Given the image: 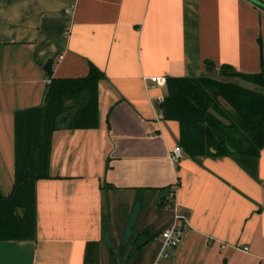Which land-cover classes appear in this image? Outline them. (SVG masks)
Segmentation results:
<instances>
[{
  "label": "crops",
  "instance_id": "0c3cea01",
  "mask_svg": "<svg viewBox=\"0 0 264 264\" xmlns=\"http://www.w3.org/2000/svg\"><path fill=\"white\" fill-rule=\"evenodd\" d=\"M49 58L54 77L100 70L97 123L52 130L48 176L35 182L33 236L0 238V264H153L161 228L173 222L182 236L168 264H264V143L253 171L230 155L183 150L170 161L179 122L163 116L166 83L150 79L223 78L221 64L258 71L264 8L250 0H0L2 194L13 185L14 111L43 102ZM226 79L264 93V82ZM166 186H175L176 211L158 204ZM133 208L124 246L114 230ZM97 246L106 253L98 259Z\"/></svg>",
  "mask_w": 264,
  "mask_h": 264
},
{
  "label": "trees",
  "instance_id": "16d2710c",
  "mask_svg": "<svg viewBox=\"0 0 264 264\" xmlns=\"http://www.w3.org/2000/svg\"><path fill=\"white\" fill-rule=\"evenodd\" d=\"M250 1L264 8L263 0ZM51 63L50 58L44 63L47 82L43 102L14 111V178L9 193L0 191V238L33 236L35 182L48 176L52 130L58 126L90 127L97 123L100 70L90 64L84 76L54 77ZM220 73L223 78L167 76V94L161 101L163 116L178 120L179 142L190 156L230 155L253 171L264 143V93L226 78L238 76L261 87L264 60L261 58L256 72H238L221 64ZM67 99L75 101L71 107L65 105ZM221 99L231 110L222 106ZM170 188H162L159 205H165Z\"/></svg>",
  "mask_w": 264,
  "mask_h": 264
},
{
  "label": "built area",
  "instance_id": "2783aa9c",
  "mask_svg": "<svg viewBox=\"0 0 264 264\" xmlns=\"http://www.w3.org/2000/svg\"><path fill=\"white\" fill-rule=\"evenodd\" d=\"M150 79L154 81L155 84L163 85L165 83V78L163 76H151ZM161 99H163L161 97ZM183 153L182 146L179 144H175L169 154L170 161L178 162ZM166 203L165 206L167 208L176 211V203L174 201L175 197V186H172L166 194ZM182 217V214L174 212V217L179 218ZM182 236V228L179 225H176L174 222L170 225L165 226L160 232V244L159 248L156 252L155 258L153 260V264H168L167 260L170 257V250L175 247ZM247 249V246L244 247Z\"/></svg>",
  "mask_w": 264,
  "mask_h": 264
},
{
  "label": "rangeland",
  "instance_id": "374dc122",
  "mask_svg": "<svg viewBox=\"0 0 264 264\" xmlns=\"http://www.w3.org/2000/svg\"><path fill=\"white\" fill-rule=\"evenodd\" d=\"M72 100L71 99H67L66 100L67 102L65 101V105H69L71 107L74 104V103H70V102H72ZM73 102H75V101L73 100ZM221 103H222V106H224L225 108H228V110H231V108L229 107V105L227 103H225V101L223 99H221ZM70 110L71 109H69L68 111H70ZM165 208H167V207L165 206ZM167 209H169V208H167ZM136 212H138V208H136V211H135V208H133L129 212V214H128L129 216L127 217L126 221L123 222L120 225V227L115 226L117 228L116 230H114V237H115L116 242L121 240V243L124 246L129 245L132 242V240H133L132 239L133 238V233H131V224H132V219H134V214ZM123 224H124V229H123ZM165 226H167V225H165ZM164 227H162V228H164ZM162 228H161V230H162ZM140 238H141V236H140ZM109 242H110V244L112 243L110 241V239H109ZM101 244L104 247L105 244H104V241L103 240H102ZM101 251H102V249L100 250L98 248V246H97V248H96V259H98L99 256H102V254L106 255V253H102ZM97 264H98V262H97Z\"/></svg>",
  "mask_w": 264,
  "mask_h": 264
},
{
  "label": "water",
  "instance_id": "95a60500",
  "mask_svg": "<svg viewBox=\"0 0 264 264\" xmlns=\"http://www.w3.org/2000/svg\"><path fill=\"white\" fill-rule=\"evenodd\" d=\"M253 1H255V0H253ZM262 5H264V4H262ZM62 116H60V118H61ZM58 123H60V121H58Z\"/></svg>",
  "mask_w": 264,
  "mask_h": 264
}]
</instances>
